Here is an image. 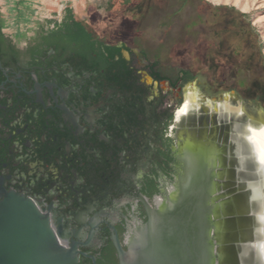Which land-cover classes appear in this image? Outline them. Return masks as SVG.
<instances>
[{"label": "flooded vegetation", "instance_id": "af4514ba", "mask_svg": "<svg viewBox=\"0 0 264 264\" xmlns=\"http://www.w3.org/2000/svg\"><path fill=\"white\" fill-rule=\"evenodd\" d=\"M83 27L36 22L13 36L0 17V203L8 194L30 200L75 264H120L148 211L178 192L194 143L221 175L225 131L264 119L240 109L230 120L204 105L209 117L193 106L185 116L190 71L171 80L124 40L76 34Z\"/></svg>", "mask_w": 264, "mask_h": 264}, {"label": "rangeland", "instance_id": "374dc122", "mask_svg": "<svg viewBox=\"0 0 264 264\" xmlns=\"http://www.w3.org/2000/svg\"><path fill=\"white\" fill-rule=\"evenodd\" d=\"M0 17L13 36L65 20L84 26L76 34L124 40L139 63H154L171 80L190 71L182 92L195 83L212 102L230 94L245 115L264 119V0H0ZM202 105L194 115L209 117ZM225 133L222 264H264V142L245 120ZM200 148L194 143L193 161L208 166L211 153Z\"/></svg>", "mask_w": 264, "mask_h": 264}, {"label": "water", "instance_id": "95a60500", "mask_svg": "<svg viewBox=\"0 0 264 264\" xmlns=\"http://www.w3.org/2000/svg\"><path fill=\"white\" fill-rule=\"evenodd\" d=\"M223 104L212 102L209 107L224 110L220 116L226 119H237ZM241 110L246 111L243 104ZM247 122L261 128L251 119ZM211 156L208 166L186 159L178 192L160 210L148 211L149 219L136 231L128 251H119L120 264H222L220 209L226 193L214 182L222 177ZM75 263L74 252L60 245L49 219L30 200L6 195L0 203V264Z\"/></svg>", "mask_w": 264, "mask_h": 264}, {"label": "bare ground", "instance_id": "6f19581e", "mask_svg": "<svg viewBox=\"0 0 264 264\" xmlns=\"http://www.w3.org/2000/svg\"><path fill=\"white\" fill-rule=\"evenodd\" d=\"M184 93H185V97H186V100H185V105H184V108H183V112H186L187 109L191 106H196V105H199L201 103V101L203 102H206L208 106H211V103L213 100L211 99H206L205 96H203L200 91L197 89L196 87V84L195 83H191V84H188L186 87H185V90H184ZM230 97L231 95L228 94V95H225V96H221L220 99L222 101H224V108L225 110H227L228 112H231V111H234V110H240L241 109V105H237V108L234 107L231 103H230ZM220 106V105H219ZM259 116V117H258ZM251 117V116H250ZM257 118L260 119V120H263L262 117L260 115H257ZM253 119H254V116H253ZM260 129V134H259V138L262 142H264V127L261 126V128H258Z\"/></svg>", "mask_w": 264, "mask_h": 264}, {"label": "snow or ice", "instance_id": "6c2138e0", "mask_svg": "<svg viewBox=\"0 0 264 264\" xmlns=\"http://www.w3.org/2000/svg\"><path fill=\"white\" fill-rule=\"evenodd\" d=\"M184 115L186 116V115H188V113H187V112H185V113H184Z\"/></svg>", "mask_w": 264, "mask_h": 264}, {"label": "trees", "instance_id": "16d2710c", "mask_svg": "<svg viewBox=\"0 0 264 264\" xmlns=\"http://www.w3.org/2000/svg\"><path fill=\"white\" fill-rule=\"evenodd\" d=\"M84 35H85V36H89V35H88V34H86V33H85Z\"/></svg>", "mask_w": 264, "mask_h": 264}]
</instances>
